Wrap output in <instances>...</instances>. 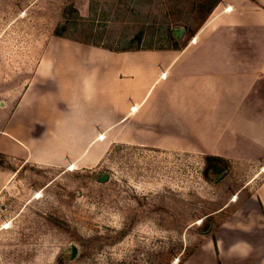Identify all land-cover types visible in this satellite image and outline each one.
<instances>
[{
    "label": "rangeland",
    "instance_id": "rangeland-1",
    "mask_svg": "<svg viewBox=\"0 0 264 264\" xmlns=\"http://www.w3.org/2000/svg\"><path fill=\"white\" fill-rule=\"evenodd\" d=\"M183 1L0 0V85L18 72L31 74L42 58L64 60L63 54L57 55L59 50L72 53L80 51L77 46L94 45L56 35L62 24L70 25L66 31L70 35L115 48L131 43L143 28L145 47L172 45L165 23L173 19L184 28L178 37L184 51L175 72L230 69L242 66L239 60L259 58L250 48L256 45L254 38L249 35L250 42L245 41L244 19L235 26L224 20L219 28L200 33L199 44H192L201 25L185 29L183 16L164 12ZM249 24L248 32L258 35L257 29L249 30L255 25ZM208 33L212 37L205 43ZM177 50L145 56L150 61L166 54L159 75L180 53ZM13 87L0 86V124L11 112L1 103L15 99L17 91L8 93L16 90ZM107 152L91 168L0 160V264H176L185 248H198L207 238H215L218 228H200L206 213H216L222 224L264 178L263 164L231 160L229 169L208 181L202 175L207 153L199 151L119 141ZM104 173L109 175L101 180ZM222 209L228 214L220 220ZM72 244L78 249L74 257Z\"/></svg>",
    "mask_w": 264,
    "mask_h": 264
},
{
    "label": "crops",
    "instance_id": "crops-1",
    "mask_svg": "<svg viewBox=\"0 0 264 264\" xmlns=\"http://www.w3.org/2000/svg\"><path fill=\"white\" fill-rule=\"evenodd\" d=\"M227 19L234 26L246 20L247 26L241 24L247 30L244 38L247 43L254 38L256 45L250 48L259 56L258 65L256 59H247L230 69L175 72L184 51L177 48L180 53L158 75L166 54L149 61L146 53L172 48L117 51L86 44L77 46L80 51L56 52L64 55L61 61L42 58L31 74L18 72L0 85L16 88L8 93L17 91L15 99L1 103L11 112L0 124V160L52 166L36 153L54 142L57 121L67 103L79 97L114 116L112 134L107 138L108 132L101 133L78 159L67 158L57 166L94 167L110 144L119 141L264 165V0H221L192 44L201 42L200 33L219 28ZM250 22L255 27L249 30L257 29L258 35L248 32ZM208 34L205 43L212 37ZM183 264H264V178L218 227L215 238H207Z\"/></svg>",
    "mask_w": 264,
    "mask_h": 264
},
{
    "label": "trees",
    "instance_id": "trees-1",
    "mask_svg": "<svg viewBox=\"0 0 264 264\" xmlns=\"http://www.w3.org/2000/svg\"><path fill=\"white\" fill-rule=\"evenodd\" d=\"M221 0H184L181 5H170L168 6V9H165L164 12L167 14H180L183 16V18L180 20L181 24L185 26V29L188 28H193L197 27V25H201L205 19L210 15V13L213 11L215 6L220 2ZM156 19V18H154ZM161 19V18H160ZM156 22H159L156 20ZM154 22V23H156ZM165 23V22H164ZM159 25V24H158ZM69 24H62L58 26L55 29V34L59 36H64V37H69L74 40H80V41H85L86 43H91L97 46H102V47H107L112 50H117V51H124V50H137V49H142V48H156V49H161V48H179L181 43L180 38L177 36V32L175 31L177 27L176 24H173V19H169L168 23L166 21L165 27L167 28L166 35L169 40L172 41V45H164V44H158L153 46L152 44L150 45H145V47L142 46L141 41L144 39V35L146 33L145 29L140 28V30L135 33V35L132 38L131 43L125 46H120V47H110L106 46L104 44H101V42H96V41H91V40H86V39H81L78 37H75L73 35L68 34L66 31L69 28ZM144 27V26H142ZM67 33V34H66ZM163 38V36H162ZM137 41V45H135L133 42ZM116 147L117 145L114 144ZM107 152L108 155H111L112 152H114V147ZM203 167H202V175L206 180L210 181H215V178H217V175L222 172L223 170L229 169L231 166V160L215 155V154H205L203 157ZM217 210V209H216ZM222 211V216L220 220H223L226 215L228 214L227 210H221ZM216 213L213 212H208L205 215V218L202 221V224L200 228L204 231H207L209 229H214L218 228L221 224L220 221L216 220ZM216 218V219H215ZM215 222V224H214ZM129 228L127 227L123 235L127 233V230ZM197 249V246L191 249L185 248V252L182 254V257L180 258L179 262L176 264H183L185 260L188 259V257L193 254V252ZM61 262V261H60ZM62 263V262H61ZM165 264H169V261H167Z\"/></svg>",
    "mask_w": 264,
    "mask_h": 264
},
{
    "label": "clouds",
    "instance_id": "clouds-1",
    "mask_svg": "<svg viewBox=\"0 0 264 264\" xmlns=\"http://www.w3.org/2000/svg\"><path fill=\"white\" fill-rule=\"evenodd\" d=\"M114 116L103 107H93L88 101L74 97L56 124V136L36 153V158L52 166L65 159H78L88 144L101 133L112 134Z\"/></svg>",
    "mask_w": 264,
    "mask_h": 264
},
{
    "label": "water",
    "instance_id": "water-1",
    "mask_svg": "<svg viewBox=\"0 0 264 264\" xmlns=\"http://www.w3.org/2000/svg\"><path fill=\"white\" fill-rule=\"evenodd\" d=\"M175 31L177 32V36L181 37L183 35L184 28L183 27H177ZM108 175H109V173H104L102 178H101V180H106ZM77 251H78L77 246L75 244H72L71 245V256L70 257H74L76 255Z\"/></svg>",
    "mask_w": 264,
    "mask_h": 264
}]
</instances>
